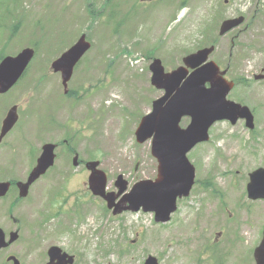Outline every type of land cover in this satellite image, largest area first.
Here are the masks:
<instances>
[{"label":"rangeland","instance_id":"rangeland-1","mask_svg":"<svg viewBox=\"0 0 264 264\" xmlns=\"http://www.w3.org/2000/svg\"><path fill=\"white\" fill-rule=\"evenodd\" d=\"M89 1L93 2L94 11L101 10L102 0ZM85 6V0H0V46L12 27L16 28L2 52L16 54L29 44L38 48V55L20 82L0 96V120L13 104L23 108L32 103L36 111L40 104H51L56 89L60 94L61 87L59 77L49 75V64L44 61H50L69 43L73 44L79 34H87L92 42V49L74 69L68 83L69 89L78 91V118L68 109L69 100L61 101L67 106L62 120L71 118L76 123L75 131H80L75 142L78 161L83 162L78 167V211L83 206L84 209L78 212L77 223L71 209L64 212L62 226L58 218L50 222L61 226V242L69 237L76 239L78 264H89L92 258L95 264H141L139 257L144 248L156 256L158 264H215L210 250L203 254V248L204 244L212 243L213 248L224 251L222 237H214L225 221L231 220L227 235H241L246 216L254 215L256 210L258 226H264V206L255 202L252 205L245 197L239 204L233 189V184L238 183L243 194L249 172L264 166V82L252 79L253 74L264 68V0H113L101 10L97 20H90ZM70 9L73 14L67 16ZM240 14L245 17L244 23L219 38L220 22ZM61 23L66 26L59 38ZM69 34L73 35L72 41ZM213 39L216 45L210 59L223 68L229 66L230 79L244 78L248 82L236 84L227 98L251 110L254 130H248L240 121L235 124L219 121L212 125L208 141L187 154L195 168L196 182L188 197L177 200V209L168 223L156 224L152 213L141 210L124 212L119 219H113L109 212H102L98 197L93 204L88 202L91 199L85 184L88 172L82 165L88 160H98L107 175V190L114 192L113 183L119 174L130 187L139 181L155 180L157 163L151 155L150 140L136 144L134 137L140 118L150 111L152 101L162 95L151 86L148 67L156 58L169 72L181 64L186 54ZM29 118L21 112L14 130L21 145L33 142L36 137L32 132L35 125ZM188 122L189 119L183 118L180 126L185 127ZM72 131L66 129V133ZM3 151L0 147V154ZM12 155L5 156L8 162ZM206 179L218 189L220 198L202 190ZM6 205V201L0 202V227L7 235L14 225L6 217ZM41 216L46 219L49 214ZM87 218L95 224L104 219L113 230L108 231L106 239L93 238L91 226L84 225ZM44 219L31 223L30 233L24 234L23 240L13 247L26 246L27 239L43 245L45 228H53V225L46 227ZM36 224L40 228L32 232ZM63 226L69 227V231ZM199 231L202 237L196 235ZM135 232L142 235L129 256L117 259L111 255L114 245L134 238ZM120 249L125 250L122 245ZM243 253V248H239L237 255ZM3 258L4 251H0V263Z\"/></svg>","mask_w":264,"mask_h":264},{"label":"water","instance_id":"water-1","mask_svg":"<svg viewBox=\"0 0 264 264\" xmlns=\"http://www.w3.org/2000/svg\"><path fill=\"white\" fill-rule=\"evenodd\" d=\"M243 22V18L228 19L222 22L219 34L223 35ZM89 44L81 38L59 60L52 64L54 71H60L65 83L74 63L88 49ZM213 47L203 48L182 59L183 66L164 73L159 59H154L149 69L152 73L150 83L164 95L153 101L151 113L144 116L134 135L137 143L151 138V155L156 158L157 176L155 180H144L136 183L131 191L124 195L115 205L117 211L131 210L153 212L156 222H166L176 209L177 198L187 197L194 184V167L189 163L186 154L197 144L208 139V129L216 121L229 120L234 123L238 118H246L252 128V116L245 107L226 101L225 97L231 88L222 78L223 73L212 62H206ZM33 51L25 49L16 57H6L0 63V93L8 90L20 77ZM188 69L192 70L188 74ZM188 74V75H187ZM206 83H210L208 88ZM189 117L185 128L179 127L182 117ZM15 108H12L3 121L1 135H4L15 123ZM51 147H45L41 155L39 168L45 169L52 162ZM96 163H89L91 169L89 187L93 195L100 196L113 206V200L122 194L126 182L117 177L116 195L104 193L106 178L102 172L95 171ZM42 170L38 171L41 173ZM35 177L32 176V179ZM2 186H0V189ZM247 192L251 199L264 198V168L250 174ZM121 203H128L119 208ZM116 211V212H117ZM16 239L10 235V241ZM3 233L0 231V248L4 247ZM256 264H264V232L260 247L254 253ZM146 264H156L149 257Z\"/></svg>","mask_w":264,"mask_h":264},{"label":"flooded vegetation","instance_id":"flooded-vegetation-1","mask_svg":"<svg viewBox=\"0 0 264 264\" xmlns=\"http://www.w3.org/2000/svg\"><path fill=\"white\" fill-rule=\"evenodd\" d=\"M227 1H225L226 3ZM220 70H224L225 69V75L224 77L231 82H234V80L230 79V77L228 76V73L230 72V68L229 66L227 67H222L218 64ZM261 76V75H260ZM256 75H253V80H255ZM238 79V78H237ZM243 83H248L245 81H243ZM236 84H240L239 82ZM234 101V100H232ZM236 102V101H234ZM242 104V103H241ZM55 111V110H54ZM51 112V110H48V114H46L48 117L52 116V118L54 119V124L53 126H51V132L53 134L47 135V128L44 126L40 127V132L36 135V137L34 138L35 140H32L33 142L29 141L28 144L26 145H21L20 144V138L19 136L14 137L12 139H10L9 141H6L4 143V147H5V153L7 155L13 154L11 156V158L14 159L13 166L14 167V171L16 176H14L13 178H10L9 180H7V182L9 183V190H11L12 194L10 198V204L13 206H18V205H23L25 207V209L23 211H20V216H19V220H18V227L16 229V231L18 232V234L20 235L21 232L23 233V230L26 228H30V226L28 224H24L26 222V218L27 221H31L34 214H36V209L38 208V203H40V206H42L44 200H45V195L43 198V194H41L40 191V180H42V176H40L36 181V183L34 182L33 185H30L29 189H28V193L25 195V197L19 198L17 193H18V188H17V184L18 183H23L27 177L29 176V173L32 171V169L34 168V164L36 161V158L40 155L42 147L45 143L48 142H52L53 144L55 143L56 148L59 146L60 142H61V138L59 140H56V137L58 136V130H60V122H61V113L59 112ZM53 113V114H52ZM240 122H242L245 125V121L244 120H240ZM246 126V125H245ZM37 130V129H36ZM254 128L251 129V131H253ZM59 137V136H58ZM23 140V139H22ZM68 141L67 140H63V148H65V146L67 145ZM22 149H25L23 151V154H21ZM69 154H73V156H75L76 158V162L78 163V152L75 151H71L69 152ZM3 154L0 155V167L2 166V162H1V157ZM71 158V157H70ZM70 158H68L67 161H65L64 166L62 167H57L55 168V173L53 174V176L51 177L48 176V171H46L45 173V181L47 180L48 182L52 181L55 182L57 180H62L63 181V185L70 180V178L72 177V179L74 177L78 178V165L75 167H71L69 165V161ZM20 168V169H19ZM2 182V181H0ZM236 188H237V196L238 199L236 202H238L239 204H241L243 197L247 198L252 205H254V202L256 204L260 203L261 206H264V200H251L248 198L247 193H246V187L244 189V193H241L240 190V186L238 185V183H235ZM62 188H60L61 190ZM59 190V191H60ZM77 189H75V191H73V194L71 195L70 198H68L64 203L65 205L68 204L69 209H71V212H75L74 216H75V221L76 223L78 222V212L80 213L83 209L84 206L82 207L81 210L78 211V193H77ZM58 191V192H59ZM111 191V190H110ZM58 192L55 193V189L52 192H49L46 198L47 204L46 207L49 208V203L52 201L51 197L53 195H57ZM77 193V194H76ZM42 196V199H41ZM86 197V195H84ZM227 196L231 197L229 192H227ZM86 198H84L85 200ZM89 200V199H88ZM70 201V202H69ZM95 201L94 198L91 197V200L88 201L91 204H93L92 202ZM101 207H102V212L103 213H110L113 219H119L122 214L119 215H113L112 214V209H108L106 206V203L104 201H100ZM65 205L62 207V210H60L57 214L53 213L52 216H50L51 219H55L58 218L60 219V225L62 226V221L65 220V218H63L62 216V211L65 208ZM86 205V204H85ZM257 207V205H256ZM250 211V209L248 210ZM247 211V212H248ZM246 213V212H245ZM254 215H250V216H246L244 223L241 225L242 228V234H247L249 238H251L252 240H255L252 243V247L258 243V239H259V235L261 236L262 231L264 229V226L259 227L258 226V221H257V214H255L254 210H253ZM257 213V212H256ZM16 221V220H14ZM87 224H89V221L86 222ZM92 231L95 234L94 236H98V235H102V233H106L108 231H112L113 228H108L107 226V222L102 219L99 220L97 222V224H95V221L92 222ZM50 225H53L52 229H47L45 228V237H44V243L41 246H38L34 243V240H27V245L26 246H20L18 248L15 249L12 248L11 252L7 253V256H15L18 261L19 264H78V244L76 242V239L74 237H69V239L65 242H61V239L59 238V236L61 235V226L59 224L56 223H52L50 222V220L46 221L45 226L48 227ZM229 223L224 225V231H223V241H222V246L225 249V251H230L232 250L233 246L242 241V238H240L239 236H235V235H227L226 234V229L228 227ZM64 227V226H63ZM237 228H239L238 226H236ZM66 230L69 231V227L66 228L64 227ZM139 232V231H138ZM135 232L134 233V238L130 239V240H124L121 243H118L117 245H114L111 249V255H114L117 259H120L122 257H127L130 255V253L132 252L135 244L139 241V237L142 235L141 233ZM64 234V231H63ZM221 234V233H219ZM37 239V238H36ZM144 240L146 243H148L147 238L144 237ZM124 246L125 250H121L120 247ZM146 249L144 248L142 251H145ZM141 253V257H139V259L141 260V264H146L147 259L149 258V256H151L150 252L148 250H146V253L143 255ZM140 256V254H139ZM89 264H91V262L88 261ZM92 264H95L94 262H92ZM218 264H227L225 261H220Z\"/></svg>","mask_w":264,"mask_h":264},{"label":"bare ground","instance_id":"bare-ground-1","mask_svg":"<svg viewBox=\"0 0 264 264\" xmlns=\"http://www.w3.org/2000/svg\"><path fill=\"white\" fill-rule=\"evenodd\" d=\"M47 87V86H46ZM49 89V88H48ZM38 93V92H37ZM108 93V92H107ZM20 169V168H19ZM126 212H132L133 213V211H131V210H128V211H126ZM90 213V212H89Z\"/></svg>","mask_w":264,"mask_h":264}]
</instances>
